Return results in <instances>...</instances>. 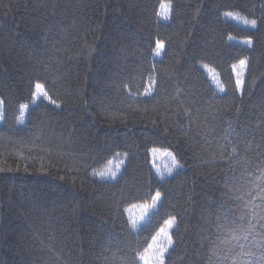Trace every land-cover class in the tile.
<instances>
[{
	"label": "trees",
	"instance_id": "obj_1",
	"mask_svg": "<svg viewBox=\"0 0 264 264\" xmlns=\"http://www.w3.org/2000/svg\"><path fill=\"white\" fill-rule=\"evenodd\" d=\"M169 219L164 264H264V0H0V264H140Z\"/></svg>",
	"mask_w": 264,
	"mask_h": 264
},
{
	"label": "rangeland",
	"instance_id": "obj_2",
	"mask_svg": "<svg viewBox=\"0 0 264 264\" xmlns=\"http://www.w3.org/2000/svg\"><path fill=\"white\" fill-rule=\"evenodd\" d=\"M168 14H169V6L167 4H162L159 10V15H158L159 20L163 22L167 21ZM226 17L233 23L240 24L245 27H251L245 22L239 21L238 18L235 16L227 15ZM230 41H234L237 43H245V42H240L234 39H230ZM158 50H161L160 45L158 46ZM245 66H246V62L243 68H241L240 63L233 68V74H234L235 83H236V87L238 91H241L242 86H243ZM202 70L204 71V73L206 74L207 78L212 83V85L214 87L216 86L215 87L216 89L218 88L217 91H220V88L217 82V77L215 76V74L206 66L202 67ZM238 80L240 81L239 85H238ZM41 98L48 101L47 98H45L44 94L38 93L36 90L35 100H39ZM26 111H27V108H24L23 113L25 114ZM150 160H151V166H152L154 173L160 178H167L181 169V166L175 161L172 153L169 151L152 150L150 152ZM123 164H124L123 159L121 160L120 158H115L112 161H110L105 168L97 172V173L107 172L108 173L107 176L102 177V176L95 174V177L100 180L113 181L117 179L119 175L121 174ZM112 173H115L114 178L112 177ZM155 197L156 195L153 197V200L148 204L131 206L125 210L127 219L134 231L138 230L147 221L149 216L153 212L156 211L160 203V196L158 199L154 200ZM133 221L136 222L135 227L133 226ZM169 221L172 222L171 227L168 226L167 222ZM174 227H175V220L174 219L167 220L162 225V227L158 230L154 238L152 239L150 243L152 247L150 248L149 247L150 245H149L147 248L148 250L147 255L151 258L152 264H157V260L160 255V250L165 249V251L163 252V257H162L163 264H164L165 257L172 247L171 233ZM161 229H163L164 231L162 232ZM169 239L171 240V243H169ZM142 254H145V251ZM140 256L138 258L139 263L144 264V261L140 259Z\"/></svg>",
	"mask_w": 264,
	"mask_h": 264
},
{
	"label": "snow or ice",
	"instance_id": "obj_3",
	"mask_svg": "<svg viewBox=\"0 0 264 264\" xmlns=\"http://www.w3.org/2000/svg\"><path fill=\"white\" fill-rule=\"evenodd\" d=\"M230 15V14H229ZM253 25H255V21H252L251 22ZM250 43V42H249ZM244 64H245V61H240V66H241V68H243V66H244ZM239 83H240V81L238 80V85H239ZM36 89H37V92L38 93H41V94H44L45 96L47 95L45 92H44V89H43V86L42 85H40V84H37L36 85ZM221 90H223L222 89V86H221ZM150 92H151V86H149V88L146 90V92H145V95H148V94H150ZM34 95H36V93H34ZM24 107H26V106H24ZM97 175H99V176H102V177H104V176H107L108 175V173L107 172H101V173H96ZM112 177L114 178L115 177V173H112ZM159 193H157L156 194V197L154 198V200L155 199H158L159 198ZM135 221H133V226L135 227ZM168 223V226L169 227H171V221H169V222H167ZM161 231L163 232L164 230L163 229H161ZM165 235H166V233H165ZM169 243H171V240L169 239ZM150 248L152 247L151 245L149 246ZM242 247V246H241ZM165 251V249H161L160 250V255H159V258H158V260H157V264H163V259H162V257H163V252ZM147 252H148V250L146 249L145 250V254H142L141 256H140V259L141 260H143L144 261V264H152V260H151V258L147 255Z\"/></svg>",
	"mask_w": 264,
	"mask_h": 264
}]
</instances>
